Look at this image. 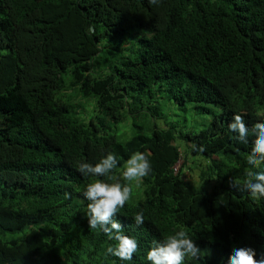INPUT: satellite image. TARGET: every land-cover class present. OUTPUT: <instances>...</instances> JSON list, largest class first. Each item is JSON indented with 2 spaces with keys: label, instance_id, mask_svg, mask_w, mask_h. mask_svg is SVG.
Masks as SVG:
<instances>
[{
  "label": "trees",
  "instance_id": "trees-1",
  "mask_svg": "<svg viewBox=\"0 0 264 264\" xmlns=\"http://www.w3.org/2000/svg\"><path fill=\"white\" fill-rule=\"evenodd\" d=\"M233 113L264 122V0H0V264H121L77 164L112 152L118 176L137 150L152 171L115 217L138 241L124 264L179 228L200 249L184 264L264 255Z\"/></svg>",
  "mask_w": 264,
  "mask_h": 264
},
{
  "label": "clouds",
  "instance_id": "clouds-1",
  "mask_svg": "<svg viewBox=\"0 0 264 264\" xmlns=\"http://www.w3.org/2000/svg\"><path fill=\"white\" fill-rule=\"evenodd\" d=\"M250 128L255 140L246 158V178L243 182L235 178L231 184L233 188L246 193L251 200L264 201V122L248 126L244 117L237 113H233L228 122V129L235 134V140L245 145L249 142ZM119 164L117 156L108 152L95 163L78 162L77 170L82 175L97 177L86 184L82 191L83 198L88 202L85 212L88 228H99L112 242L105 248V255L116 257L124 264L133 259L138 241L122 230L120 221L115 217L118 210L130 199L131 182L137 184L140 179L148 176L152 165L150 155L139 150L129 155L117 176L114 173ZM173 169L177 170L175 164ZM133 220L136 225L143 224V212L135 213ZM199 251L189 233L179 228L173 234L153 240L145 253V259L149 264H184L186 258L196 257ZM225 260L226 264H264V255L251 245L234 246L230 258ZM222 264L225 262L222 261Z\"/></svg>",
  "mask_w": 264,
  "mask_h": 264
},
{
  "label": "rangeland",
  "instance_id": "rangeland-1",
  "mask_svg": "<svg viewBox=\"0 0 264 264\" xmlns=\"http://www.w3.org/2000/svg\"><path fill=\"white\" fill-rule=\"evenodd\" d=\"M69 91H70L72 94L74 93L72 90H66V92H69ZM77 98H79V97H78V96H75L76 101H77ZM84 105L87 106L88 108H90V106H89L87 103H85ZM188 117H189V121L193 118V116L191 115L190 112L188 113ZM180 162H181V161L179 160V161H177V162L175 163L176 168L179 166Z\"/></svg>",
  "mask_w": 264,
  "mask_h": 264
}]
</instances>
